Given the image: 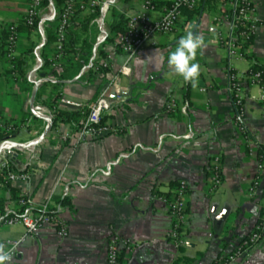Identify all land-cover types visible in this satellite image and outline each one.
Here are the masks:
<instances>
[{"label": "crops", "instance_id": "obj_1", "mask_svg": "<svg viewBox=\"0 0 264 264\" xmlns=\"http://www.w3.org/2000/svg\"><path fill=\"white\" fill-rule=\"evenodd\" d=\"M170 1L162 0L157 10L149 12L150 18L159 20ZM231 2L213 4L196 22L182 16L175 32L153 36L134 57L124 54L117 41L102 45L111 17L109 23L105 20L112 8L129 18L140 9L142 0H113L103 25L92 21L91 32L96 36L93 56L102 45L106 56L111 57L110 69L95 74L90 82L87 78L80 80L86 74L84 69L57 90L40 84L37 105L50 110L44 102L61 95L85 105L86 111L106 94L118 101L107 119L119 131L99 140L75 138L68 143L59 142L50 132L36 146L15 148L16 171L31 174L29 181L13 185L17 196L29 194L38 203L50 202L51 209H58L68 224L69 234L63 238L54 229H45L39 238L22 244L11 264H105L107 244L115 233L133 246L130 252L123 251L119 264H172L181 256L193 259V264H213L249 236L264 203V189L259 200L248 194L258 171L257 152L264 144V109L260 88L247 85L245 125L254 140L248 146L234 125L228 50L216 42L219 32L226 39L236 38L230 22L214 21L232 13ZM255 7L264 22V0H255ZM47 12L44 8L41 13ZM25 13L24 0H0V46L6 26L23 27ZM188 30L203 34L206 44L195 61L201 69L196 89L173 75L167 66L168 53ZM103 32L105 38L99 41ZM22 33V83L11 78L0 48V119L10 123L31 120L9 140L29 144L44 133V120L29 114L31 97L35 86L49 77L41 67L37 68L39 62L43 65L42 47L46 41L37 30ZM31 46H35L33 54L28 51ZM239 46L244 57L233 60L239 71L264 66L263 28L257 30L251 44ZM169 98L187 103L188 112L163 116ZM60 107L66 112L78 111ZM57 127L63 132L73 130L66 124ZM141 146L154 150L144 151ZM123 152L129 156L105 175L108 164ZM215 155L222 157L223 183L210 194L208 169ZM4 166L0 162V172ZM181 181L189 185V225L187 246L179 250L168 239L170 217L162 197H168ZM0 193L7 200L6 207L15 200L10 190L0 188ZM25 232L22 225L0 224V242L18 240ZM237 264H264V238L257 250Z\"/></svg>", "mask_w": 264, "mask_h": 264}, {"label": "built area", "instance_id": "obj_2", "mask_svg": "<svg viewBox=\"0 0 264 264\" xmlns=\"http://www.w3.org/2000/svg\"><path fill=\"white\" fill-rule=\"evenodd\" d=\"M26 3V13L22 18V24L26 27L35 28L42 38L47 40V28L50 22L54 21L57 13L52 5L47 7V13L42 14L44 9V0H24ZM203 0H173L169 7L164 9L162 17L154 21L150 18L149 12L157 10V0H142L140 9L129 17L128 27L123 35L117 38V44L121 51L129 57L136 56L146 41L156 35H167L175 32L179 20L183 16V10H194L201 5ZM113 0H65L63 11L60 15V23L55 27L56 33V54L51 58V68L61 71L69 64L72 55L65 57L64 50L66 44V29L71 18L77 10H81L84 14H93L98 12V17L94 23L103 25V21L111 9ZM232 13L225 14L222 17L215 18L216 23L230 22L235 28L236 38L226 39L223 34L218 33L217 43H222L228 50L227 76L230 82L231 99L235 106L234 125L237 134L240 136L244 144L251 146L254 144L253 136L245 125L246 107H245V88L247 85L259 87L261 90L260 101L264 109V68L254 69L247 68L239 71L233 64V60H242L243 54L240 52L241 44H251L257 30L264 29L262 22L256 14L255 0H232ZM104 31V30H103ZM6 36L1 43V51L7 60L11 78L16 83H22L23 77L16 66V60L22 53V37L21 26L19 24H10L5 28ZM217 32V31H216ZM104 32L99 41L104 40ZM40 62L37 68L41 67ZM95 72L99 74L100 68L109 70L111 67V57L107 56L101 59L99 64H90ZM55 81L53 78H44L40 84ZM204 91V90H203ZM118 102L113 100L109 95L103 94L92 106H88L86 117L83 125L78 130H69L63 132L59 127L53 129L56 138L61 143H68L73 139L81 140H99L118 133L115 127L107 119V115L112 110L113 105ZM65 105L78 111H84L85 105L66 99L59 95L55 106L46 110L40 105H35L32 112L34 116L44 120L53 117V114L61 110L60 106ZM189 105L187 103L178 102L175 98H169L165 104L162 115L169 116L182 112H188ZM31 124V120L25 123L14 122L7 126L0 120V129H6L7 132H18ZM49 128V124L44 120L42 131ZM49 132V133H50ZM189 138V136H185ZM9 140L0 144L2 151L0 153V162L7 167L6 181L12 186L18 182H25L31 179L30 172H17L9 168L8 156L13 157L16 149L9 143ZM144 151H152V148L140 147ZM129 156L128 152L121 153L115 160L108 164L105 175H109L113 166L119 164L123 159ZM258 171L250 188L249 197L259 200L261 198L260 191L264 189V156L259 155ZM208 172V188L209 193H215L223 183L222 157L215 155L209 162ZM69 189L66 188V192ZM189 185L185 181L178 183L173 188L168 197H162L167 207L170 217V231L168 239L170 243L177 249L187 246L186 230L189 225V207L187 195ZM260 219L254 226L253 230L233 252L218 257L213 264H237L240 260L249 256L257 250L264 238V203L260 209ZM0 224L5 226L22 225L25 228V235L18 239L4 243L7 248L13 249L12 262L19 253V249L28 239H37L41 236L45 229H54L61 237H67L69 234L68 224L61 219L58 209H51L50 202L38 203L31 195L23 194L19 199L14 200L6 207L5 214L0 215ZM132 245L129 240L120 237L118 234H112L107 244L106 262L105 264H119V259L123 251L130 252ZM11 262V263H12ZM66 264H80L78 262Z\"/></svg>", "mask_w": 264, "mask_h": 264}, {"label": "trees", "instance_id": "obj_3", "mask_svg": "<svg viewBox=\"0 0 264 264\" xmlns=\"http://www.w3.org/2000/svg\"><path fill=\"white\" fill-rule=\"evenodd\" d=\"M162 0H157V9L160 5ZM173 0L168 2L169 7L171 5ZM219 1H227V0H203L201 2V5L197 7L194 10H188L184 9L183 10V17L186 16L189 20H194L195 22L199 19V16L201 13L205 12L207 8L212 6L213 4L219 2ZM65 0H44L43 7L47 8L50 5H52L57 13V17L55 18L54 21L50 22L49 27L47 28V40L45 44L42 47V60H43V65L41 66L40 70L45 71L47 73V77L53 78L55 82H46L45 86H51L53 89L57 90L62 87L63 82L68 81V80H74L77 76L81 74V72L85 69L86 74L83 75L80 80H83L87 78L89 82L92 80V78L95 76V72L90 64L92 65H97L99 64L101 59L106 58V54L103 51L104 44L108 42H115L117 41V38L120 35H123L128 27V22L129 18L126 17V15L120 11H118L115 8H112L110 11V17H111V22L109 23L108 27V32L107 36L103 42V44L98 48L97 54L94 57L93 56V50L94 46L96 44V36L91 32L90 24L92 23L93 20H95L98 17V12L93 13V14H84L81 12V10H77L75 12V15L71 18L69 25L67 26L66 29V44H65V50L64 54L65 57L68 55L70 56L71 54L73 55L72 58L68 61L69 64L66 68H64L61 71L58 70H53L51 68V58L56 54V33H55V27L59 25L60 23V15L63 11ZM35 31V28H30L26 27L23 25L21 27V31L31 33L32 31ZM244 49V47H243ZM31 54L35 51V46H31L30 49L28 50ZM51 52V53H50ZM50 56V57H49ZM52 56V57H51ZM22 57H18L16 60V66L19 72L23 73L22 71ZM254 69H263L264 66H254ZM108 70L100 68L99 73H105ZM23 77V75H22ZM31 85V84H30ZM41 98V93H37L36 96V105L40 102ZM58 100V96L50 98L49 102L46 101L44 102L47 107L52 109L55 106L56 101ZM98 99H96L93 103L90 104L92 106L94 103H96ZM88 110L80 112H66L62 110H58L53 114L52 121H53V129L56 128L60 124H66L69 125L73 130H78L84 123L86 113ZM32 116H34L31 113ZM1 121L4 122V124L7 126L10 124V121L0 119ZM16 132H7L6 129H0V144L3 141L10 140L11 137L15 134ZM259 155L264 156V144L260 145L259 150H258ZM8 161H9V168L11 170L16 171V162L15 158L8 156ZM19 172V171H17ZM6 176H7V167L4 166L2 171L0 172V188L4 190H10L12 192V199H19V197L16 194V191L14 190L13 186L9 184L6 181ZM178 183L174 186L177 187ZM170 196V194L168 195ZM63 202H66L64 200ZM6 203L7 200L2 196L0 193V215L5 214L6 212ZM261 217V216H260ZM185 248V247H183ZM183 248H180L179 250H182ZM121 259V257H120ZM119 259V262H120ZM194 260L190 259L186 256H181L178 257L172 264H193Z\"/></svg>", "mask_w": 264, "mask_h": 264}, {"label": "clouds", "instance_id": "obj_4", "mask_svg": "<svg viewBox=\"0 0 264 264\" xmlns=\"http://www.w3.org/2000/svg\"><path fill=\"white\" fill-rule=\"evenodd\" d=\"M205 37L199 32L192 30L179 39L175 48L168 53L167 66L171 73L190 83L193 89L199 86L200 65L196 63L198 51L205 48ZM13 249L7 248L0 243V264H11Z\"/></svg>", "mask_w": 264, "mask_h": 264}, {"label": "water", "instance_id": "obj_5", "mask_svg": "<svg viewBox=\"0 0 264 264\" xmlns=\"http://www.w3.org/2000/svg\"><path fill=\"white\" fill-rule=\"evenodd\" d=\"M64 83H67V82H64ZM38 89H39V86L38 84L35 86L34 88V91H33V94H32V97H31V102H30V105H31V111H33L34 109V106H35V100H36V96H37V93H38ZM45 121L48 122L49 124V128L47 130L44 131V133L42 134V136L39 138V140L37 141H34V142H31L29 144H19V143H14V142H11L9 141L8 143L13 147V148H19V149H28V148H31L33 146H36L38 145L40 142H42V140L49 134L51 128L53 127V121L51 118H45L44 119ZM2 151V147H0V153ZM14 158L17 157V154H14L13 155Z\"/></svg>", "mask_w": 264, "mask_h": 264}, {"label": "rangeland", "instance_id": "obj_6", "mask_svg": "<svg viewBox=\"0 0 264 264\" xmlns=\"http://www.w3.org/2000/svg\"><path fill=\"white\" fill-rule=\"evenodd\" d=\"M105 22H106V24L110 22V15L107 16Z\"/></svg>", "mask_w": 264, "mask_h": 264}]
</instances>
